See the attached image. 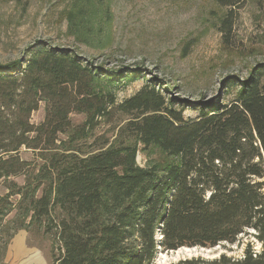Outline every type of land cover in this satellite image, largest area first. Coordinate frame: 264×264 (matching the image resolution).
Segmentation results:
<instances>
[{
  "label": "trees",
  "instance_id": "1",
  "mask_svg": "<svg viewBox=\"0 0 264 264\" xmlns=\"http://www.w3.org/2000/svg\"><path fill=\"white\" fill-rule=\"evenodd\" d=\"M141 77L47 44L0 63V264L10 237L31 227L51 237V264H155L159 253L224 248L248 234L260 249L248 242L239 257L170 264H264V62L224 78L220 95L192 106L195 118L155 76L118 102ZM102 123L112 141L87 143Z\"/></svg>",
  "mask_w": 264,
  "mask_h": 264
},
{
  "label": "rangeland",
  "instance_id": "2",
  "mask_svg": "<svg viewBox=\"0 0 264 264\" xmlns=\"http://www.w3.org/2000/svg\"><path fill=\"white\" fill-rule=\"evenodd\" d=\"M226 17L228 24L223 22ZM40 44L68 49L109 69H137L143 77L118 90V102L155 76L166 86L163 94L185 109V117L195 118L198 111L192 106L220 95L224 78H245L264 62V0H237L231 7L212 0H0V63L25 59L28 50ZM231 97L226 94L224 102ZM42 118L43 105L31 121ZM83 118L71 116L74 124ZM123 119L117 114L114 126ZM114 135L113 126L102 123L87 143L99 136L112 141ZM22 157L31 159L32 152ZM136 161L144 166L147 157L138 153ZM248 242L261 248L248 234L224 248L183 247L159 253L155 264L213 258L221 252L239 257ZM51 249V237L41 229H20L7 243L4 264H51Z\"/></svg>",
  "mask_w": 264,
  "mask_h": 264
},
{
  "label": "crops",
  "instance_id": "3",
  "mask_svg": "<svg viewBox=\"0 0 264 264\" xmlns=\"http://www.w3.org/2000/svg\"><path fill=\"white\" fill-rule=\"evenodd\" d=\"M18 237H19V238H20V240L22 241V238H21V236H17L16 238H18ZM16 238H15V239H16ZM15 239H14V241H15ZM14 241H13V243H12V245H11V247H10V248H11L12 252L15 254V252H14V249H13V246H14ZM22 244H23V242H22ZM23 246L25 247V249H26V250H31V249H28V248H26V246H25L24 244H23ZM31 251L33 252V250H31ZM15 256H16V255H15Z\"/></svg>",
  "mask_w": 264,
  "mask_h": 264
}]
</instances>
